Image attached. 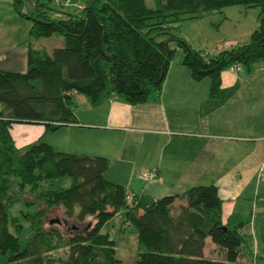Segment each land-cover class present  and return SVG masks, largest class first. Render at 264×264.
Instances as JSON below:
<instances>
[{"label":"trees","instance_id":"16d2710c","mask_svg":"<svg viewBox=\"0 0 264 264\" xmlns=\"http://www.w3.org/2000/svg\"><path fill=\"white\" fill-rule=\"evenodd\" d=\"M24 3L14 0V7L33 21L31 36L60 33L64 43L51 53H30L24 73L0 70V161L15 122L43 123L48 131L77 122L73 92L84 94L93 106L113 95L131 104L148 102L161 91L178 48L196 80L211 79L213 98L220 96L224 70L240 64L249 69L264 61V0H155L154 7L146 0H91L76 13L63 12L67 16L62 18L48 14L45 2L29 16ZM236 5L261 8L248 43L210 54L174 33L184 20ZM19 162L18 171L9 170L15 180L0 169V264H122L116 241L102 232L122 211L125 225L137 233L134 264H258L257 257L255 262L240 260L249 221L234 216L223 222L216 185H196L141 207L128 201L123 185L105 178V156L59 151L40 138L19 151ZM64 176L72 178V185L54 188V181ZM44 184L50 189H43ZM178 199L185 202L178 206ZM38 200L47 208L61 205L67 217L80 223L92 220L69 233L46 227L47 208L38 206ZM20 201L36 208L23 213L32 229L23 240L22 217L11 211ZM208 237L223 251V259L205 256Z\"/></svg>","mask_w":264,"mask_h":264},{"label":"crops","instance_id":"0c3cea01","mask_svg":"<svg viewBox=\"0 0 264 264\" xmlns=\"http://www.w3.org/2000/svg\"><path fill=\"white\" fill-rule=\"evenodd\" d=\"M79 6L81 10L86 5ZM25 7L26 1L23 12ZM2 13L6 19H22L14 0H0ZM29 22L25 40L3 39L0 34V70L24 73L30 53L47 50L31 36L33 21ZM256 28L254 24L249 32ZM183 58L184 52L177 49L161 91L148 102L131 104L113 95L93 106L84 94L73 92L78 121L56 130L44 126L38 132L42 130L41 136L56 150L107 157L105 178L123 185L141 207L196 185L218 186L223 222L234 216L249 221L243 228L244 242L250 230L259 249L264 239V76L258 75L264 64L247 69L248 74H243L241 64L224 70L220 96L213 98L211 79L196 80ZM152 170H157L155 177H141ZM184 202L178 199L177 205ZM204 254L224 257L211 237ZM241 259L249 261L246 256Z\"/></svg>","mask_w":264,"mask_h":264},{"label":"rangeland","instance_id":"374dc122","mask_svg":"<svg viewBox=\"0 0 264 264\" xmlns=\"http://www.w3.org/2000/svg\"><path fill=\"white\" fill-rule=\"evenodd\" d=\"M25 1L26 7L24 8V12L29 16L39 13L41 11L40 7H42L39 4L45 2L47 3L46 10L48 11V14H50L53 18H62L67 16L63 12L76 13V11L80 8V4L87 5L91 0ZM146 2L151 7L155 6V0H146ZM260 9L261 8L257 6H229L224 8L221 12L217 11L203 18L184 20L179 24V27L174 31V33L185 38L194 49L200 50L203 53L206 51L210 53L232 48L234 47L232 46V43L230 44V41L232 40L239 41L240 44H235V47H237L250 41L252 33H250L249 30L254 24L256 27L259 26ZM4 11L5 10H3V13ZM3 13L0 14V34L2 38L4 39L9 37V39H17V41L25 40V31L27 29V25H31L32 22L29 21L32 20L24 15H20L18 12V15L22 16V19H6L3 17ZM227 16H229V18ZM17 28L20 30L18 31V34H13L12 36H8V33L6 34L7 30H14ZM37 41V44L40 46V48L44 47L49 51V53H51L55 47L63 45L62 42L64 41V38L62 34L55 33L50 37H40ZM178 50H180V52H184L182 48H178ZM258 62L252 65V71H254L259 64H264L263 60ZM237 69H239V67ZM242 69H245L243 74H248V68L246 66L242 65ZM258 76H264V71L259 70ZM44 126V124L39 122H15L12 125L10 133L8 134L9 144L7 153L3 154L0 161V169L2 171L1 173L11 177L13 180L16 179V176H14V174H12L9 170L18 171V167L20 165L19 151L26 148L28 145L37 142L40 138L41 140L45 141L41 136L42 130L40 134L38 132V129L43 128ZM5 167L8 168V172L7 170L3 169ZM71 185L72 178L69 176H64L57 178L52 186L54 188H68ZM42 188L50 189V187L46 184L42 185ZM14 189L24 196L29 194V191L27 190H18L17 187H14ZM37 203L38 206L47 208L42 200H38ZM35 210L36 208L34 205H28L23 201H20L11 209L14 215L22 217V222L25 225V230L21 235L22 240L28 238L32 234L29 221L25 216H23V213H31ZM91 220L92 219L90 217L85 223H80L74 218H69L66 216L64 208L61 205L47 208L46 216L44 217V223L46 227L53 226L65 233L73 231L76 227L83 228L87 222ZM102 232L109 233L111 238L116 241L117 257L121 259L122 264H134L136 262L139 251L137 233L132 225H125L124 213L117 214L111 218L103 226ZM244 256L248 257L250 261L254 262L258 256V264H264V239L262 240V243L258 249L256 245L253 244V237L250 230H246L244 250L242 256L240 257L241 261V258H244Z\"/></svg>","mask_w":264,"mask_h":264},{"label":"built area","instance_id":"2783aa9c","mask_svg":"<svg viewBox=\"0 0 264 264\" xmlns=\"http://www.w3.org/2000/svg\"><path fill=\"white\" fill-rule=\"evenodd\" d=\"M239 67V65H233L231 67V69H237ZM157 175V170H152V171H144L142 174H141V177L146 179V180H149L153 177H155ZM133 195H129L128 197V201L131 203L133 202Z\"/></svg>","mask_w":264,"mask_h":264}]
</instances>
